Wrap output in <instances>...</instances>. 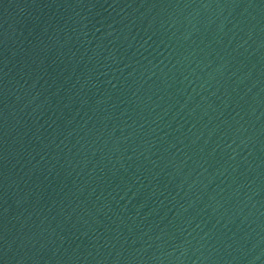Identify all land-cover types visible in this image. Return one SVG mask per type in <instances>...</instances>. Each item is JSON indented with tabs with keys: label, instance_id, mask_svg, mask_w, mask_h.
<instances>
[{
	"label": "water",
	"instance_id": "95a60500",
	"mask_svg": "<svg viewBox=\"0 0 264 264\" xmlns=\"http://www.w3.org/2000/svg\"><path fill=\"white\" fill-rule=\"evenodd\" d=\"M0 264H264V0H0Z\"/></svg>",
	"mask_w": 264,
	"mask_h": 264
}]
</instances>
